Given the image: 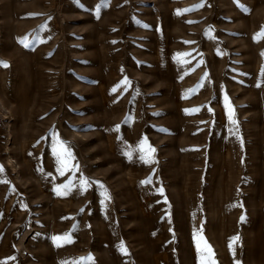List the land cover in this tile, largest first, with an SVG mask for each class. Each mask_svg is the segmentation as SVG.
<instances>
[{"label":"rangeland","instance_id":"374dc122","mask_svg":"<svg viewBox=\"0 0 264 264\" xmlns=\"http://www.w3.org/2000/svg\"><path fill=\"white\" fill-rule=\"evenodd\" d=\"M262 30L264 0H0V264H264Z\"/></svg>","mask_w":264,"mask_h":264},{"label":"snow or ice","instance_id":"6c2138e0","mask_svg":"<svg viewBox=\"0 0 264 264\" xmlns=\"http://www.w3.org/2000/svg\"><path fill=\"white\" fill-rule=\"evenodd\" d=\"M237 2H238V0H237ZM104 3L106 4L107 0H104ZM181 11L182 10H178V14ZM183 11H187V10H183ZM260 38H264V30H262L261 33H259L256 37V39H260ZM181 55H190V54L185 53V54H181ZM262 55H264V53H262ZM0 64L7 67V64L3 61H0ZM113 90L115 91V89H113ZM233 123H236V122L233 120ZM118 128H119V126H117V129H116L117 131H118ZM144 144H146V138L142 142V146H141L140 150H141V152L145 153V155L141 156V159L144 160L146 163H148V162H150V156H151V153L154 152V149H152L150 145L147 146V148H145ZM57 155H58V158L61 159V163H62V166L64 168H66L68 166L67 161L73 158L70 150L68 148L64 147L63 142H60V148H59ZM0 170H2V168H0ZM62 174H63V170H61V175ZM142 183H151V180L149 179V180L143 181ZM84 184L86 185L87 181H84ZM61 187H68V186L63 185ZM161 192H162V190H161ZM58 194H60V193L58 192ZM105 198H107V193H105ZM241 219H243V217ZM65 238H67V237H65ZM54 239L60 240L61 238L55 237ZM235 239H238V238H233V240H235ZM206 247L208 248V252L211 254L210 246H206ZM230 247H231V244H230ZM120 248H121V251L126 253V249L124 248L123 244L120 245ZM198 249H199V245H198ZM91 259H92L91 256L86 257V258H81V261H77V262H75V264H83V261H90ZM202 264H204V261H202ZM208 264H215V261L209 260Z\"/></svg>","mask_w":264,"mask_h":264}]
</instances>
